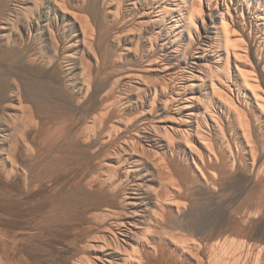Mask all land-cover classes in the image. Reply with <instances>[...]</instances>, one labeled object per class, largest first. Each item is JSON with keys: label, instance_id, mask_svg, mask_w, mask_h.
<instances>
[{"label": "bare ground", "instance_id": "1", "mask_svg": "<svg viewBox=\"0 0 264 264\" xmlns=\"http://www.w3.org/2000/svg\"><path fill=\"white\" fill-rule=\"evenodd\" d=\"M0 54V264H264V0H0Z\"/></svg>", "mask_w": 264, "mask_h": 264}, {"label": "rangeland", "instance_id": "2", "mask_svg": "<svg viewBox=\"0 0 264 264\" xmlns=\"http://www.w3.org/2000/svg\"><path fill=\"white\" fill-rule=\"evenodd\" d=\"M41 42V41H40ZM0 56H2V54H0ZM4 57V56H3ZM4 58H6V59H8V60H11V57L10 56H6V57H4ZM0 79H1V77H0ZM41 88H43L42 87V85L40 86ZM45 91V90H44ZM43 91V89H42V92H40V95L42 96V97H44L45 99H44V101L46 102V105L44 104V106L46 107L47 105V108L48 109H50V108H52L53 106L55 107H53L52 109H51V111L54 109V113L56 112L55 110H57L58 111V109H57V107H60L59 106V104L57 103V101L55 100V99H53L54 101H48L47 99H51V94L48 92V93H46V91L44 92ZM45 93H46V95H45ZM44 94V95H43ZM50 94V95H49ZM40 96V97H41ZM46 96V97H45ZM50 96V97H49ZM41 97V98H42ZM49 97V98H48ZM53 97V96H52ZM51 99V100H52ZM42 100H43V98H42ZM43 101V102H44ZM49 102V103H48ZM55 102V103H54ZM48 103V104H47ZM50 105V106H49ZM51 105H53V106H51ZM57 106V107H56ZM60 109V108H59ZM60 111V110H59ZM2 123V122H1ZM204 196V197H203ZM206 195H202V197L200 196V198H201V200H199L198 199V205L196 204L195 206H197V207H195L196 209H197V212L196 211H194V210H196L194 207L192 208L191 206H190V204H188V208H187V206H186V209H188L187 211H188V215L187 216H185L183 219H180V220H176V221H178V222H176L175 220H171V221H173L172 222V224L174 225V223H176L177 225L174 227L172 224H171V221H170V224H169V221H167V225L170 227V225L171 226H173V227H166V228H169L168 230H167V233L168 234H172V231L174 230V232H175V228H178V229H180V231L182 232V229H184L183 231H185V232H183V233H185L184 235H186L188 238L190 237V236H188V235H191V239L193 238V240H197V242H198V240H199V243H202L204 246H206L207 248H213V245H217L218 244V241H219V244H227V243H231L233 240L235 241H238V240H241V239H244L243 237H240L239 235H237L236 234V236H235V233H236V228H237V230H238V228H239V225H241L240 223L239 224H237L238 223V218H237V213H238V211H237V209H234V210H236L235 212H237L236 213V215H235V213H233V211L234 210H231V209H226V211L228 210V212L227 213H229V214H231V216H233L234 217V219H233V217H231L229 214H227L228 216H230L232 219H231V221L229 222V218L230 217H224V216H222L220 213H218V211H216V213H215V211H214V208H213V211L211 210L212 208V206L211 205H209V204H211V201H209V200H211L210 199V197H205ZM199 198V197H198ZM202 199H203V202H204V205H203V203H202ZM206 199V200H205ZM209 199V200H208ZM201 201V202H200ZM207 201V202H206ZM208 205H207V204ZM242 203V204H241ZM243 203L244 204H246V199H245V201L244 200H242V201H240V205L239 206H241V207H245L246 205H243ZM201 206H200V205ZM206 205V206H205ZM189 206L191 207V210H190V208H189ZM199 206V207H198ZM210 206V207H209ZM211 208V209H210ZM194 209V210H193ZM194 211V212H191V211ZM201 210V211H200ZM216 210V209H215ZM232 211V212H230V211ZM190 211V212H189ZM208 211V212H207ZM225 211V212H226ZM202 212V213H201ZM211 212V213H210ZM191 213H193L192 215H191ZM219 215H218V214ZM189 214H190V216H189ZM215 214V215H214ZM194 215V216H193ZM201 217H200V216ZM218 215V216H217ZM236 217H235V216ZM197 216V217H196ZM204 216V217H203ZM201 218V219H200ZM206 218V219H205ZM228 218V219H227ZM196 219V220H195ZM199 219V220H198ZM222 219H224V220H222ZM236 219H238V220H236ZM175 221V222H174ZM214 221V222H213ZM236 222V223H235ZM181 223H183L182 225H181ZM188 223V224H187ZM193 223V224H192ZM212 223V224H211ZM217 223V224H216ZM179 224H180V226H179ZM196 224V225H195ZM235 224H236V227H235ZM215 225H217V226H215ZM237 225H238V227H237ZM178 226V227H177ZM195 226V227H194ZM200 226V227H199ZM209 226V227H208ZM213 226H215V227H213ZM224 226V227H223ZM181 227H183L182 229H181ZM173 230H172V229ZM225 228H226V230H225ZM235 228V229H234ZM177 229V231H179ZM227 229L229 230V232H227V233H225V232H223V230L224 231H227ZM231 229H233V230H231ZM166 230H164V232H166ZM208 230V231H207ZM176 231V232H177ZM189 233H191L192 231H194V233H195V235L196 234H198V237H197V235H196V237H194V233L192 232L191 234H188V232ZM201 231V232H200ZM217 231V232H216ZM220 231V232H219ZM230 231H232V233L230 232ZM234 231V232H233ZM169 232H171V233H169ZM175 232V233H176ZM181 232H177V234H183V233H181ZM200 232V233H199ZM205 232H206V234H205ZM208 232V233H207ZM220 233V234H219ZM222 233L224 234H226V235H222ZM230 233V234H229ZM174 234V233H173ZM188 234V235H187ZM200 234V235H199ZM202 234H203V236H202ZM214 234V235H213ZM229 234V235H228ZM232 234V235H231ZM193 235V236H192ZM206 235V237L204 238V236ZM209 235L211 236V237H209ZM213 235V236H212ZM216 235H218V236H220V237H218V236H216ZM223 237H222V236ZM234 235V236H233ZM207 236H208V238H207ZM216 236V237H215ZM200 237V238H199ZM201 237H203L202 238V240H201ZM189 238V239H190ZM226 239V240H224V239ZM229 238V239H228ZM205 239H207V242H206V240ZM208 239H209V241H208ZM216 239V240H215ZM203 240H205V243H204V241ZM213 240V241H212ZM229 240V241H228ZM203 241V242H202ZM216 241H217V244H216ZM225 243H224V242ZM233 241V242H234ZM223 242V243H222ZM207 243H208V245H207ZM212 245V246H211Z\"/></svg>", "mask_w": 264, "mask_h": 264}]
</instances>
